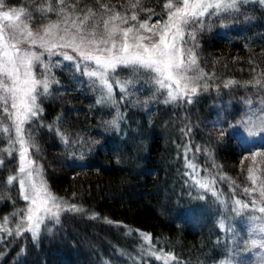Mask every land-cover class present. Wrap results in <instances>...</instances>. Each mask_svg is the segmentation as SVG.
Masks as SVG:
<instances>
[{"label": "trees", "instance_id": "16d2710c", "mask_svg": "<svg viewBox=\"0 0 264 264\" xmlns=\"http://www.w3.org/2000/svg\"><path fill=\"white\" fill-rule=\"evenodd\" d=\"M2 1L30 13L29 24L35 28L60 19L56 14L60 5L54 0ZM135 2L65 0V7L75 5L70 10L81 15L91 8L96 19L105 15L101 5L129 17L135 11L139 20L167 19L165 0H141L133 10L130 4ZM50 4L56 11L37 10ZM188 31L195 32L194 40ZM185 40L206 75L196 94L175 101H168L167 90H158L154 73L121 66L115 71L117 80L131 83L125 89L113 83L111 99L97 103L102 92L98 83L93 85L94 78L77 73L69 63L55 68L58 83L40 97L43 111L25 124L36 146L30 154L42 166L53 193L83 211H63L55 230L40 238L30 232L16 236L22 213H14L25 209L26 201L18 181L8 185L6 180L16 174L19 157L0 151V225L8 217L6 227L13 230L11 235L0 231V264L232 260L246 234L237 213L264 215L251 206L258 194L243 190L253 185L248 169H238L239 140L225 136L233 124L257 116L256 109L264 116V87L254 83L264 78V0H239L235 9L206 15L203 27L186 30ZM114 119L116 124L110 123ZM9 125L5 119L0 126ZM9 135L14 133L0 132V150L9 147ZM189 163L200 167V176L214 178L212 192L196 184ZM259 175L264 177V171ZM235 201L248 207L240 209ZM202 205L208 206L206 210ZM194 208L203 211L199 225L183 217L184 211ZM144 234L151 236L149 243ZM165 255L175 259H158Z\"/></svg>", "mask_w": 264, "mask_h": 264}, {"label": "snow or ice", "instance_id": "6c2138e0", "mask_svg": "<svg viewBox=\"0 0 264 264\" xmlns=\"http://www.w3.org/2000/svg\"><path fill=\"white\" fill-rule=\"evenodd\" d=\"M54 2L60 5L59 11L51 4L37 10L42 13L56 11L60 19L44 25L42 30L36 32L29 26L31 14L26 13L23 8L0 10V125L5 119L10 121L9 126H0V132L14 133L8 136L9 147L0 151H6L9 156L13 152L18 153L17 172L8 176L6 183L12 185L14 181H18L19 194L27 202L25 209L14 213V215L22 213L15 229L16 236L30 232L35 238L45 219L58 220L60 213L67 210L83 211L76 205L67 206L61 198L51 192L43 179L40 166L30 156V148L36 146L25 124L43 111L38 98L47 94L53 83H58L51 75V65L45 63V53L49 57L62 56L68 61L79 58L84 66L81 68V64L77 63V70L94 78L93 85L97 83L100 85L102 96L97 103H105L111 99L113 83L121 89H125L131 83L112 81L110 73H114L121 66L131 68L133 72L143 69L154 73L152 79L158 90H167L168 101H175L196 93L199 87L196 81L206 75L199 68L193 49L187 47L186 30L193 25L203 27L206 15L210 17L235 9L239 0H165L163 8L167 19L151 26L147 21L140 22L135 11L129 17L115 12L108 5H101L105 15L96 19L97 14L91 8L83 15L73 14L70 9H75V5L66 8L65 0ZM140 3L141 0H136L130 7L135 10L140 7ZM141 10L152 12L151 9ZM129 19L136 24L125 27ZM187 35L192 40L195 39L194 31H188ZM63 49H72L76 56ZM87 62H94L95 67L90 68ZM37 65L44 69V74L40 78H37ZM190 72L194 75H189ZM262 80L264 78L257 79L254 83L264 87ZM233 83L235 81L228 82ZM110 123L116 124V120ZM261 125L264 130V119L261 120ZM63 138L67 142V138ZM257 155L264 156V153H253L251 156L253 162ZM2 164L3 159H0V165ZM188 167L195 170V165L191 163ZM248 179L253 187L243 190L249 195L258 194L251 201V206L264 214V177H257L254 168L249 167ZM193 180L200 188L205 189L214 182V178L197 179L195 175ZM235 203L240 209L248 207L241 201ZM254 219L264 221V215ZM7 223L8 217H5L4 225H0V231L11 235L13 230L6 227ZM260 230L264 231V224L260 225ZM143 239L150 241L151 236L144 234ZM250 243L252 246L264 247V240L254 239ZM168 258L167 255L158 257L165 261ZM171 259L175 257L172 256ZM224 264L231 262L225 261Z\"/></svg>", "mask_w": 264, "mask_h": 264}, {"label": "rangeland", "instance_id": "374dc122", "mask_svg": "<svg viewBox=\"0 0 264 264\" xmlns=\"http://www.w3.org/2000/svg\"><path fill=\"white\" fill-rule=\"evenodd\" d=\"M10 9H13V7L6 6L2 1V6H0V10H10ZM15 9H20V8L16 7ZM121 15H123V14H121ZM22 19H24V17H22ZM139 21L140 22L147 21L149 26H151L152 24H156L158 22L159 23L163 22V21H151V20H139ZM134 24H136V22L131 21L129 19L128 24L124 25V26L125 27L132 26ZM29 26L33 32L40 31L43 28V27L35 28V27L31 26L30 24H29ZM101 29H102V26H101ZM37 50H40V49L37 48ZM63 51L68 52L70 55L76 56V54L73 53L72 49H63ZM44 60H45V63H48L51 65L50 72H51L52 77H54V79L56 81H57V79L55 78L54 70H55V68H57V64L59 66L62 65L63 63L72 64L77 73H80L81 71L77 70L76 64L80 63L81 68H83V66H84L83 62H81L79 60V58H77L73 61H68V60H65L62 56H58V55L49 57L47 55V53H45ZM87 63H88V66L90 68L95 67L94 62H87ZM36 72H37V78H40L44 74V69L40 65H37L36 66ZM189 75H194V73L190 72ZM110 76H111L112 81H118L117 80L118 78L115 76V72L110 73ZM196 83L199 85L198 90L200 89V87L204 86V82L202 79L196 81ZM54 84L55 83H53L52 85H54ZM196 93H194V94H196ZM194 94H191V95H194ZM40 97L38 98V102H39ZM178 99H181V98H178ZM256 111L257 112L254 111L253 113L254 114L257 113V116L256 115H255V117L248 116L245 118V120L243 122L233 124L228 129L227 134H225V136L228 135L232 139H235L237 141L239 140L238 141L239 142L238 169L241 168L240 170L244 171L245 169H248V167L252 166L257 171V174H255V175L257 177H262V175H259V173L261 171H264V156L257 155L255 162H253V160L251 159V156L253 153H264V130H262V125H261V120L264 119V116L261 117L260 115H258L259 109H256ZM260 111H261V109H260ZM252 133H254V134H252ZM30 156H31V154H30ZM245 157H247V158H245ZM31 159L33 160L32 156H31ZM33 161H35V160H33ZM35 163L40 166V168L42 170L43 179L47 182L45 175H44V171L42 169V166L39 163H37L36 161H35ZM193 165H195L196 178L197 179L201 178L202 176H200V173H201L200 167L197 164H193ZM231 169L233 170L232 167H231ZM222 177H224V176H222ZM203 178H205V177H203ZM47 185H48V188L51 190L48 182H47ZM201 190H204L206 192H212L213 191L212 184H210L209 188H207V189L201 188ZM51 192L53 193L52 190H51ZM53 194L55 195V193H53ZM55 196H57V195H55ZM26 205H27V202H26ZM206 207H208V206H206ZM206 207H204V205H202L200 208L203 210H206ZM62 213L63 212L60 213L58 220L54 219V218L53 219H45L44 224L41 225L39 234L35 238H40L45 233H52L55 230L57 224L59 223L60 217L62 216ZM237 216H238L237 219L240 218L239 221H243V223H242L243 224V232H246V234L244 235V237L242 239H240V237H239L240 240L238 243V246H239L238 248H241V249L234 253L232 260H230L231 264H264V247H260L259 245L252 246L250 243V241L254 240V239L255 240H264V231L260 230V225L264 224V221L254 219L255 216H246L241 211H239V213H237ZM183 217L185 220H187V222H189L190 224H193V225H199L204 219L203 218V211L199 210V209H195V208L192 210H189V211H187V210L184 211ZM221 219L225 220V217H221ZM146 242L149 243V241H146ZM144 247H145V249H143V248L141 249V251L143 253H145V251H147V249H148L146 246H144ZM151 253H152V251H151ZM155 255L161 256L158 253H156ZM168 257L169 258L166 260L167 262H170L173 260V259H171L172 255H169Z\"/></svg>", "mask_w": 264, "mask_h": 264}]
</instances>
